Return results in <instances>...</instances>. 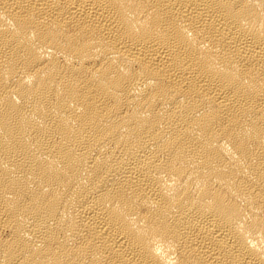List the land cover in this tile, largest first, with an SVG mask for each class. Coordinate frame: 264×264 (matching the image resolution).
<instances>
[{
	"label": "bare ground",
	"instance_id": "6f19581e",
	"mask_svg": "<svg viewBox=\"0 0 264 264\" xmlns=\"http://www.w3.org/2000/svg\"><path fill=\"white\" fill-rule=\"evenodd\" d=\"M0 264H264V0H0Z\"/></svg>",
	"mask_w": 264,
	"mask_h": 264
}]
</instances>
